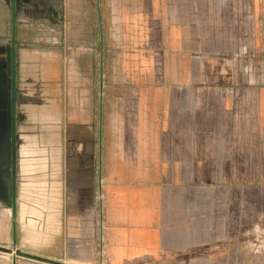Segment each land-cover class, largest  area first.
<instances>
[{"label":"rangeland","instance_id":"1","mask_svg":"<svg viewBox=\"0 0 264 264\" xmlns=\"http://www.w3.org/2000/svg\"><path fill=\"white\" fill-rule=\"evenodd\" d=\"M65 1L19 0L16 24L19 51L17 246L64 263L106 264L99 263L102 255L99 241L91 244L89 236L77 243L65 239L63 210L70 188L66 161L78 157L75 151L67 148L69 140L79 142L86 138L81 136L79 129L92 115L93 142L97 149L102 111V132L112 127L122 129L116 135L109 132V138L114 143L128 140L131 144L125 149L136 150L134 141L138 137L131 133L140 127L137 120L139 98L145 96L147 110L151 108L162 113L161 106L164 112L172 113L173 120H147L142 127L177 128L183 157L187 156L188 150L202 157L208 156V150L218 149L222 144V61H229L231 57L222 55L219 47L165 45L155 37L156 26L149 22L153 15L147 0H99L98 19L96 0H67L71 8L66 18ZM144 19L148 24L141 26L146 33L139 34V21ZM10 24L9 7L5 0H0L2 42L9 41ZM37 49L44 53L37 55V62H34L33 52ZM102 56L103 92L100 89ZM37 66L34 80L30 73ZM225 78L264 79V71H228ZM165 95L164 103L155 98ZM226 121L227 129L230 127L233 132L235 121ZM125 130L129 135H124ZM104 138L102 135V143ZM22 139L27 140L29 153L21 152ZM101 154L103 156V151ZM24 158L34 163L27 172L21 167ZM79 158L84 156L80 153ZM92 159L100 161V153L98 157L95 150ZM98 171L95 167L92 177L96 181L94 191H98L96 196L100 199ZM222 175H257L260 184L264 185V168H179L180 182L186 184L190 181L206 183ZM23 204L27 207L24 218L21 214ZM32 209L37 214L29 213ZM29 217L36 220L38 239L28 237L32 229L26 226ZM12 232L11 213L6 205L0 204V245L12 246ZM99 238L101 240V236ZM236 238L247 257L264 258V209ZM217 245L221 247L213 251L211 257L205 254L204 257L210 259L206 264H222V240L212 247ZM0 255L11 257L5 252ZM20 260L21 264H47L25 257ZM169 263L148 257L123 264Z\"/></svg>","mask_w":264,"mask_h":264},{"label":"crops","instance_id":"2","mask_svg":"<svg viewBox=\"0 0 264 264\" xmlns=\"http://www.w3.org/2000/svg\"><path fill=\"white\" fill-rule=\"evenodd\" d=\"M95 2L98 19L99 0ZM147 2L153 15L149 22L156 26L155 37L165 45L219 47L222 55L231 57L222 61V144L208 150L206 157L191 150L183 157L177 128L142 127L144 121L173 120V115L161 106L162 113L147 110L146 97L141 96L140 127L131 133L138 137L136 150L125 149L131 144L128 140L114 143L109 138L123 131L116 127L104 132L100 128L95 149L90 115L79 129L86 138L67 144L78 157L66 161L70 188L63 210L65 239L77 243L89 236L91 244L99 241V263L106 264L148 257L169 264H206L210 263L206 257L221 247L212 244L221 240L222 264H264L261 256L247 257L236 238L264 209V185L258 176L222 175L206 183L187 184L179 179L180 167L264 168V79L225 78L228 71H264V0ZM69 8L66 0L65 18ZM143 24H148L147 19L139 21V34L145 32ZM33 53L37 62L36 56L44 52L37 49ZM34 68L30 74L35 80L38 66ZM159 97L155 98L164 103L167 96ZM226 120L235 121L233 132L227 129ZM128 132L125 130L124 135ZM100 134L105 137L102 145ZM231 135L234 137L228 138ZM95 150L100 161L92 159ZM80 153L84 158H79ZM95 167L99 169L100 199L94 191ZM150 168L154 170L148 171ZM39 237L40 233L33 238ZM20 258L17 264H21ZM0 264H12V256L0 255Z\"/></svg>","mask_w":264,"mask_h":264},{"label":"water","instance_id":"3","mask_svg":"<svg viewBox=\"0 0 264 264\" xmlns=\"http://www.w3.org/2000/svg\"><path fill=\"white\" fill-rule=\"evenodd\" d=\"M11 14H12V35H11V46H10V103L9 118L4 117V129H3V148L0 150L1 158L5 161L0 164V204L6 205L12 216V246L0 245V252L8 253L12 256V264H17L18 258H29L32 260L41 261L47 264H72L64 263L62 261L45 257L39 254L24 251L17 246V223L15 218L18 213V159H17V51H16V0H9ZM101 37L103 39V31L101 30ZM4 53L5 48L1 47ZM103 50V42H102ZM0 51V53H2ZM104 88V69H103V56L101 58L100 67V89L103 92ZM103 95L101 94V99ZM3 114L6 113L5 106L2 107ZM100 128L102 131V111L100 115ZM100 145H102V135L100 134ZM102 152V147H100ZM100 181L102 180L100 174Z\"/></svg>","mask_w":264,"mask_h":264},{"label":"flooded vegetation","instance_id":"4","mask_svg":"<svg viewBox=\"0 0 264 264\" xmlns=\"http://www.w3.org/2000/svg\"><path fill=\"white\" fill-rule=\"evenodd\" d=\"M5 2L7 3L9 10H10V16H11V34L9 37V41L8 42H2V40L0 39V51L2 52L1 47L5 48L4 53H0V150L3 148V129H4V117L6 119L9 118V108L8 105L10 103V94H11V87H10V52H8V50L10 51V46H11V35H12V14H11V8H10V2L9 0H5ZM19 10V0H16V24H17V13ZM16 35H17V31H16ZM16 51H17V100H18V56H19V51H18V44L16 41ZM3 105L5 106L6 109V113L3 114L2 111V107ZM27 141V140H26ZM16 143H17V159H18V130H17V139H16ZM29 149L28 146L25 147V149L23 150V154L29 153ZM6 160H3L1 158V154H0V164H2L3 162ZM19 161V160H18ZM22 166H24L25 164L28 166H32L34 165V163L28 162L27 158H24V160L21 162ZM18 167V166H17ZM0 170L3 171L2 168H0ZM18 183V181H17Z\"/></svg>","mask_w":264,"mask_h":264},{"label":"bare ground","instance_id":"5","mask_svg":"<svg viewBox=\"0 0 264 264\" xmlns=\"http://www.w3.org/2000/svg\"><path fill=\"white\" fill-rule=\"evenodd\" d=\"M26 142H27L26 139H22L21 152H23V150L25 149V147H27ZM32 166H30V165L27 166L26 164L24 166H22V164H21V167H22V169H23L24 172H27V171L31 170L32 169ZM7 211H8V213H11V211H10V209L8 207H7ZM26 211H27V207H26L25 204H23L22 207H21V214H22V217L23 218L25 216V212ZM29 213H31L32 215L33 214H37L36 211L33 210V209L31 211H29ZM26 224H27L26 226H28L29 228H32L31 230H29V236H28L29 238L34 239L33 238L34 236L39 235V233H37V231L35 229V226H36V220H35V218L29 217L28 218V222L26 220Z\"/></svg>","mask_w":264,"mask_h":264}]
</instances>
